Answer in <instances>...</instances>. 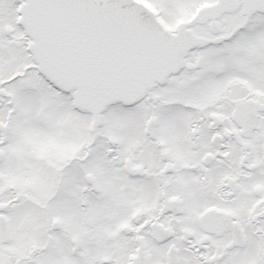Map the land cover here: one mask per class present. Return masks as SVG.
Instances as JSON below:
<instances>
[{"label": "snow or ice", "instance_id": "6c2138e0", "mask_svg": "<svg viewBox=\"0 0 264 264\" xmlns=\"http://www.w3.org/2000/svg\"><path fill=\"white\" fill-rule=\"evenodd\" d=\"M0 264H264V0H0Z\"/></svg>", "mask_w": 264, "mask_h": 264}]
</instances>
